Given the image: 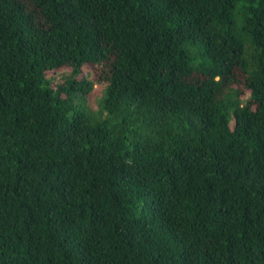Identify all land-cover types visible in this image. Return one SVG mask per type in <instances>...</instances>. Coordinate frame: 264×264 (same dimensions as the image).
I'll list each match as a JSON object with an SVG mask.
<instances>
[{
  "label": "trees",
  "instance_id": "16d2710c",
  "mask_svg": "<svg viewBox=\"0 0 264 264\" xmlns=\"http://www.w3.org/2000/svg\"><path fill=\"white\" fill-rule=\"evenodd\" d=\"M0 264H264V0H0Z\"/></svg>",
  "mask_w": 264,
  "mask_h": 264
},
{
  "label": "rangeland",
  "instance_id": "374dc122",
  "mask_svg": "<svg viewBox=\"0 0 264 264\" xmlns=\"http://www.w3.org/2000/svg\"><path fill=\"white\" fill-rule=\"evenodd\" d=\"M92 73V77L91 78H93V72H91ZM94 88H95V92L92 94V96H91V99H92V101L94 102L95 101V99L100 95L99 94V92H100V88H98L96 85H94ZM94 107V106H93Z\"/></svg>",
  "mask_w": 264,
  "mask_h": 264
}]
</instances>
